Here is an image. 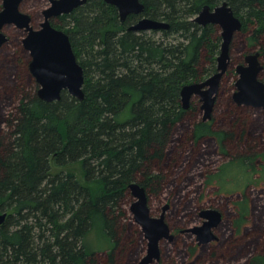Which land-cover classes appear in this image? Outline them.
Masks as SVG:
<instances>
[{
    "label": "trees",
    "instance_id": "trees-1",
    "mask_svg": "<svg viewBox=\"0 0 264 264\" xmlns=\"http://www.w3.org/2000/svg\"><path fill=\"white\" fill-rule=\"evenodd\" d=\"M29 1L38 25L48 0L22 6ZM225 1L243 28L232 40L212 119L204 120L199 98L184 109L181 90L217 71L221 28L195 17ZM141 2L143 12L125 21L104 0H87L54 21L84 67V100L67 90L59 100L41 99L25 32L6 27L12 35L0 49V215L7 213L0 264H138L148 241L125 208L134 200L133 182L148 197L165 195L180 217L155 264H264V110L237 104L235 85L227 86L247 54L259 51L264 65V0ZM143 17L169 28L130 29ZM76 164L80 174L70 168ZM252 185H259L254 192ZM206 206L224 218L219 240L199 245L181 230L201 221ZM92 229L111 244L88 245Z\"/></svg>",
    "mask_w": 264,
    "mask_h": 264
},
{
    "label": "water",
    "instance_id": "water-1",
    "mask_svg": "<svg viewBox=\"0 0 264 264\" xmlns=\"http://www.w3.org/2000/svg\"><path fill=\"white\" fill-rule=\"evenodd\" d=\"M24 0H3L0 11V48L9 40L4 32L6 25H15L24 29L26 35L23 45L31 54L30 71L39 84L38 96L48 102L59 100L62 92L67 90L71 95L84 100L85 71L74 51L69 34L51 23L53 16L70 13L75 8L84 5L87 0H49L50 5L44 10V21L39 28L32 25L30 14L21 11L20 4ZM118 8L120 18L125 21L130 14H140L144 10L141 0H105ZM200 25L217 24L221 28L223 42L218 56L217 71L201 82L189 83L181 90V100L184 109L191 107L193 97H199L203 119L212 117L217 95L223 76L228 71L230 63V45L236 32L243 28L242 19L236 15L227 1L215 7L204 6L195 17ZM169 28L167 21L141 18L131 25L134 31L162 30ZM261 53L256 51L245 57V63L238 64L236 71V90L234 100L239 105H248L264 109V81L259 78L264 65L260 60ZM134 201L130 211L139 224L148 241L146 254L138 264H151L160 259V242L163 239L173 241L175 234L166 221V211L169 204L163 207L160 215H153L149 206V197L145 187L137 182L129 185ZM203 219L201 224L184 229V232L193 233L200 244L209 243L218 239L214 233L223 220L220 210L207 207L200 211ZM7 218V213L0 215V225Z\"/></svg>",
    "mask_w": 264,
    "mask_h": 264
},
{
    "label": "rangeland",
    "instance_id": "rangeland-1",
    "mask_svg": "<svg viewBox=\"0 0 264 264\" xmlns=\"http://www.w3.org/2000/svg\"><path fill=\"white\" fill-rule=\"evenodd\" d=\"M31 4V2L29 1L28 3H26L25 4V6H22V9L24 10V11H26V12H28L27 10H26V7L28 8L29 7V5ZM9 29L10 28H5L4 29V32L8 35V37H9V40H10V38H11V35H12V32L11 31H9ZM23 33V32H22ZM237 33H239V32H236L235 33V35L237 34ZM13 34H16V31H15V33H13ZM220 34H221V30H220ZM234 35V36H235ZM22 36V35H21ZM234 38V37H233ZM8 40V41H9ZM7 41V42H8ZM231 45H232V42H231ZM231 45H230V48H231ZM2 48V47H1ZM0 48V49H1ZM235 50V49H234ZM233 49H232V51H234ZM236 51V50H235ZM234 55V54H233ZM231 58H232V56H230V61H231ZM236 76V75H235ZM235 76L232 74L231 76H230V78H228L227 79V82H229L228 84H227V86H231V85H235V82H233L234 80H235ZM237 77V76H236ZM235 90V89H234ZM234 90H232L231 91V93H232V95H233V92H234ZM259 109H263V108H259ZM264 110V109H263ZM53 166H54V169H57V170H61L62 168L61 167H57V166H55L54 164H53ZM70 168H72L73 170H75L77 173H81V166L79 165V164H76V165H72ZM258 186L259 185H252L251 187V189H252V191L254 192V190H256L255 188H258ZM212 189H213V187H212ZM212 189H210V192H211V190ZM237 189H239V188H234V187H228V190L229 191H236ZM242 189H244V188H242ZM133 196V195H132ZM215 198H216V196H214L213 197V200H215ZM169 199L165 196V195H162L161 196V198H156V197H149V206H150V208H151V213L153 214V215H160L161 213H162V211H163V207L166 205V204H169L170 205V208L166 211V221H167V223L169 224V226H170V228H172L173 229V231H175L176 232V230H174V228H173V226L177 223V221H179L180 220V217L179 216H174L173 214H172V210H171V203H170V201H168ZM132 202V201H131ZM131 202L130 203H127V204H125V208L128 210V212L130 213V216L133 218V213L130 211V206H131ZM214 207V206H213ZM205 208H207V206L205 207ZM214 208H217V207H214ZM218 209V208H217ZM219 210V209H218ZM222 213V212H221ZM223 215V214H222ZM224 218V217H223ZM132 221L134 222L135 220H134V218L132 219ZM223 221V220H222ZM200 223V221L198 222H195V221H193V222H190V223H188L187 225H186V227L184 228V229H188V228H191V227H193V226H195V225H197V224H199ZM222 223V222H221ZM220 223V224H221ZM139 225V224H138ZM140 226V225H139ZM141 227V226H140ZM184 229H182V230H184ZM180 232V231H179ZM178 232V233H179ZM183 233H186V232H183ZM186 234H188V237H191V233L190 232H188V233H186ZM193 237H194V239L196 240V238H195V236L193 235ZM219 237V236H218ZM143 238H145V234L143 233ZM86 243L88 244V245H90L91 247H93V248H95V249H103V248H106V247H108V244L110 243L111 244V242L109 241V240H107L105 237H102V235H98V231L96 230V229H92L91 230V232L88 234V236H87V239H86ZM99 253H101L100 251H99ZM146 254V253H145ZM161 260V259H160ZM157 262H159V261H156L155 260V262H152L151 264H155V263H157Z\"/></svg>",
    "mask_w": 264,
    "mask_h": 264
},
{
    "label": "flooded vegetation",
    "instance_id": "flooded-vegetation-1",
    "mask_svg": "<svg viewBox=\"0 0 264 264\" xmlns=\"http://www.w3.org/2000/svg\"><path fill=\"white\" fill-rule=\"evenodd\" d=\"M26 0H24V1H22V3L20 4V9H21V11H23V12H26V11H24L23 9H22V5H23V3L25 2ZM105 1V0H104ZM87 2V1H86ZM85 2V3H86ZM106 2V1H105ZM48 3H49V5H50V1L48 0ZM48 5V6H49ZM47 6V7H48ZM81 6H83V5H81ZM81 6H79V7H81ZM46 7V8H47ZM78 7V8H79ZM2 8H3V2H2ZM2 8L0 9V11L2 10ZM45 8V9H46ZM44 9V10H45ZM75 9H77V8H75ZM74 9V10H75ZM73 10V11H74ZM72 11V12H73ZM26 13H28V14H30L29 12H26ZM71 13V12H70ZM70 13H64V14H70ZM64 14H61V15H64ZM31 15V14H30ZM61 15H58V16H53L50 20H51V23L54 25V21H58V17H60ZM31 17H32V15H31ZM44 21V11H43V20L38 24V25H35L34 23H33V17H32V25L35 27V28H39L40 27V24L42 23ZM8 25H6L5 27H4V29L7 27ZM13 26H15V25H13ZM55 27H57L56 25H54ZM16 27V26H15ZM18 28V27H17ZM57 28H59V27H57ZM19 29H21V28H19ZM59 29H61V28H59ZM24 32H25V30L24 29H22ZM62 30H64V29H62ZM65 31V30H64ZM25 35H26V32H25ZM24 38V37H23ZM23 40V39H22ZM22 43H23V41H22ZM24 46V45H23ZM30 53V52H29ZM31 55V54H30ZM241 63H245V60L243 61V62H241ZM241 63H238V64H241ZM237 64V65H238ZM237 65H235V75L237 76V78H238V74H237V71H236V66ZM230 66H231V61H230V63H229V68H228V70L230 69ZM228 72V71H227ZM226 72V73H227ZM225 73V74H226ZM237 78H236V80H237ZM259 78H260V75H259ZM235 80V81H236ZM236 83V82H235ZM39 85V84H38ZM235 90H236V85H235ZM234 90V91H235ZM234 93V92H233ZM232 97H233V95H232ZM199 98V97H198ZM200 100V99H199ZM233 100H234V98H233ZM235 101V100H234ZM201 102V101H200ZM236 102V101H235ZM237 103V102H236ZM238 104V103H237ZM213 114V113H212ZM212 119V117L210 118V119H208V120H211ZM134 198V197H133ZM134 201V200H133ZM132 201V202H133ZM204 209V208H203ZM156 216V215H155ZM199 216H200V213H199ZM201 218V217H200ZM202 221H203V219L201 218V221H200V223L199 224H201L202 223ZM219 226H220V224L216 227V228H214V233L217 235V237H218V234H217V232H216V230L219 228ZM171 231L175 234V237H176V233L173 231V229L171 228ZM184 231L183 230H181V233H183ZM186 233H188V232H186ZM192 235H194L193 233H191ZM195 236V235H194ZM175 237H174V239H175ZM196 238V237H195ZM174 239H173V241H174ZM219 240V237H218V239H216V240H213V241H211V242H209V243H203V244H210V243H213V242H215V241H218ZM164 241H167V242H169V243H172L173 241H168L167 239H163V240H161V242H160V249H161V245H162V242H164ZM196 241H197V239H196ZM197 243L199 244V245H203V244H200L198 241H197ZM161 255H162V252H161V254H160V259H161ZM160 259L159 260H156V261H160ZM155 262V261H154Z\"/></svg>",
    "mask_w": 264,
    "mask_h": 264
}]
</instances>
